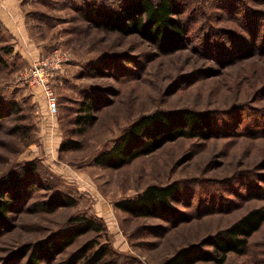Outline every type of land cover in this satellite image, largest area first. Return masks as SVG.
<instances>
[{"label":"rangeland","instance_id":"rangeland-1","mask_svg":"<svg viewBox=\"0 0 264 264\" xmlns=\"http://www.w3.org/2000/svg\"><path fill=\"white\" fill-rule=\"evenodd\" d=\"M128 1L0 0V181L27 163L34 168L9 186L19 196L0 227V264H23L25 257L9 256L82 212L102 219L106 232L80 235L56 260L95 237L108 239L118 264H164L264 205V0H176L185 33L167 49L86 14ZM55 48L69 58L49 79L58 103L50 114L25 74ZM87 93L103 101L79 123ZM183 109L209 112L211 136L166 141L120 167L95 163L140 116ZM70 140L77 145L61 149ZM172 182L181 186L179 221L133 217L115 206ZM56 191L74 203L55 206ZM248 239L246 253L229 252L220 264H264V222Z\"/></svg>","mask_w":264,"mask_h":264},{"label":"trees","instance_id":"trees-1","mask_svg":"<svg viewBox=\"0 0 264 264\" xmlns=\"http://www.w3.org/2000/svg\"><path fill=\"white\" fill-rule=\"evenodd\" d=\"M179 6L176 0H130L116 10L96 9L86 14L91 18L95 14L97 18H93V21L106 28L118 30L122 34H141L157 46L167 49L181 41L185 33ZM228 37L233 44L235 43L233 40H237L236 36L229 34ZM3 62L4 59L0 56V65ZM102 101L103 97L100 94H85L80 107L83 114H79L76 120L79 123L89 122L93 117L91 111ZM212 131L213 118L209 112L190 109L176 113L154 111L140 116L130 124L112 146L101 151L94 161L103 166L120 167L140 155L153 151L166 141L181 136L208 138ZM76 145V141L70 140L60 147L63 149ZM24 166L21 172L34 171L28 163ZM21 172L0 181V227L5 224V215L14 205L13 200L19 196V189H10L20 181ZM4 193L8 198H2ZM181 196V186L178 182L165 186L148 185L135 197L121 199L115 206L133 217L156 215L170 221H179L181 210L175 202H179ZM53 202L55 206L72 205L74 200L56 191ZM263 222L264 205L253 207L230 225L206 236L198 243L179 248L165 260L164 264H191L199 260L220 264L229 252L244 254L248 250L249 236ZM88 232H94L96 236L104 235L106 226L102 219L86 212L70 215L66 222L55 230L54 236L22 245L9 256V259L25 257L23 264H44L46 260L54 258L56 260L80 235ZM113 253L107 238L100 241L92 237L86 239L64 258L56 260L55 264H118L111 257Z\"/></svg>","mask_w":264,"mask_h":264},{"label":"built area","instance_id":"built-area-1","mask_svg":"<svg viewBox=\"0 0 264 264\" xmlns=\"http://www.w3.org/2000/svg\"><path fill=\"white\" fill-rule=\"evenodd\" d=\"M68 58L66 50L55 48L50 54L30 66L25 74L31 84L39 86L44 92L46 107L50 114L56 113L58 103L49 79Z\"/></svg>","mask_w":264,"mask_h":264}]
</instances>
